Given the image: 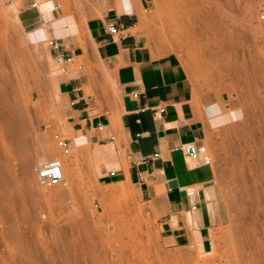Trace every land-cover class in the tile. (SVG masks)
Returning <instances> with one entry per match:
<instances>
[{
  "label": "rangeland",
  "instance_id": "rangeland-1",
  "mask_svg": "<svg viewBox=\"0 0 264 264\" xmlns=\"http://www.w3.org/2000/svg\"><path fill=\"white\" fill-rule=\"evenodd\" d=\"M263 1L144 2L149 44L172 56L195 89L220 99L204 143L217 211L202 252L165 245L156 208L134 185L97 182L103 147L70 145L62 156L55 146L54 133L69 135L61 129L62 64L45 40L55 31L71 34L82 48L75 63L94 91L100 65L86 48L84 28L101 1L0 0V264H264V28L256 16ZM27 18H41L48 29L41 21L24 28ZM113 99L110 94L109 104ZM53 158L62 160L65 186L36 180L41 163Z\"/></svg>",
  "mask_w": 264,
  "mask_h": 264
},
{
  "label": "crops",
  "instance_id": "crops-1",
  "mask_svg": "<svg viewBox=\"0 0 264 264\" xmlns=\"http://www.w3.org/2000/svg\"><path fill=\"white\" fill-rule=\"evenodd\" d=\"M100 1L102 7L84 28L86 48L100 65L94 91L88 89L82 65L75 63L82 48L74 46L69 32L51 31L73 54L70 63L58 61L62 65L57 88L65 116L61 129L69 135V145L103 147L95 164L97 182L134 185L156 208L165 245L206 251L216 223L214 169L210 163L186 159L179 145H204L220 99L195 89L172 56L149 44L142 25L145 0ZM40 19L27 18L22 25L31 29ZM110 23L117 32L107 31ZM101 71L110 78V86L102 85Z\"/></svg>",
  "mask_w": 264,
  "mask_h": 264
},
{
  "label": "built area",
  "instance_id": "built-area-1",
  "mask_svg": "<svg viewBox=\"0 0 264 264\" xmlns=\"http://www.w3.org/2000/svg\"><path fill=\"white\" fill-rule=\"evenodd\" d=\"M31 5L35 6L36 1H34ZM58 7V4L54 5V9ZM257 20L264 28V1L259 4L257 8ZM41 25L48 29V24L45 21L40 22ZM117 27L114 23H110L107 27V31L110 34L117 32ZM46 46L48 48V52L52 58L57 61H62L65 63L72 62L73 54L68 53V51L64 48L61 41L51 34L45 40ZM64 70V67L61 68ZM133 95L136 96L137 92H133ZM162 108H156V112H161ZM101 126H98V129L101 130ZM53 140L55 146L59 149L60 154L62 156H68L70 154V145L68 139L64 137L61 133H54ZM179 149L183 153V156L186 159H196L199 164H207L210 163V153L208 152L205 145L196 146L193 142H184L179 145ZM158 153L153 154V157H157ZM109 175H114V171H108ZM36 180L40 184H44L47 186H65L66 181L63 175V163L60 158H53L47 163L43 164L41 168L36 170ZM187 195L192 198L193 192L189 191ZM194 208V205L191 206Z\"/></svg>",
  "mask_w": 264,
  "mask_h": 264
},
{
  "label": "bare ground",
  "instance_id": "bare-ground-1",
  "mask_svg": "<svg viewBox=\"0 0 264 264\" xmlns=\"http://www.w3.org/2000/svg\"><path fill=\"white\" fill-rule=\"evenodd\" d=\"M83 1V0H82ZM33 6V5H32ZM33 7H37L36 5L35 6H33ZM41 11H44V10H41ZM82 45H83V43H82ZM84 46V45H83ZM55 96H54V100H55V102H59V100H60V98H59V96H58V94H54ZM225 129V128H224ZM220 130V129H219ZM229 130V129H228ZM227 139V138H226ZM219 141H220V139H219ZM229 141V140H228ZM225 143V142H224ZM233 143V142H232ZM231 144H229V146H230ZM233 147V146H232ZM231 147V148H232ZM41 151L43 152V154L44 153H48L49 152V148H48V146H46V145H42L41 146ZM228 152V151H227ZM231 152H232V149H231ZM226 153V152H225ZM229 153V152H228ZM231 154V153H230ZM231 155H233V154H231ZM222 156H224V155H222ZM225 156H226V154H225ZM230 157V156H229ZM228 158V157H227ZM227 158L226 159H224L225 161L227 160ZM230 160H232V159H230ZM230 160H228V161H226L227 163L226 164H231V163H228V162H230ZM49 160H45V161H43L42 163H41V167H42V165L43 164H45V163H47ZM222 166H225L224 165V163H223V165ZM229 166V165H228ZM234 166V165H233ZM40 167V168H41ZM27 168L28 169H30L31 168V165L29 164V165H27ZM224 168V167H223ZM226 168V167H225ZM38 170V169H37ZM237 173H238V171H237ZM63 175L65 176V173H64V170H63ZM3 179V175L0 173V180H2Z\"/></svg>",
  "mask_w": 264,
  "mask_h": 264
}]
</instances>
